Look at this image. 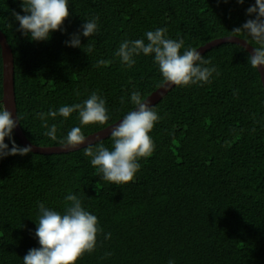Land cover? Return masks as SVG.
<instances>
[{"label":"trees","instance_id":"obj_1","mask_svg":"<svg viewBox=\"0 0 264 264\" xmlns=\"http://www.w3.org/2000/svg\"><path fill=\"white\" fill-rule=\"evenodd\" d=\"M254 3L68 0L67 31L32 41L18 31L13 15L24 14L21 0H0V29L14 56L17 115L25 136L37 146H60L73 127L87 137L116 123L135 108L133 91L146 99L164 84L153 55L135 57L131 68L121 63L115 52L122 41L147 43V31L166 28L168 38L199 48L232 36L233 28L253 18L246 9ZM94 17L98 33L81 35V47L67 46L71 34ZM239 38L256 46L247 33ZM89 44L94 47L87 54ZM249 54L236 42L213 46L202 55L219 75L214 72L210 83L174 85L152 106L160 116L150 133L156 148L139 160L133 182L101 179L84 155L88 145L0 160V264H23L28 250L39 247L38 204L63 212L69 194L98 217L104 234L111 233L110 239L99 235L95 250L76 264H264V85ZM99 60L111 63L97 66ZM93 92L106 101L108 124L83 126L73 112L48 118L49 127L57 126L56 141L45 135L37 113L83 103ZM13 138L23 146L14 131ZM99 143L113 146L110 136L92 145Z\"/></svg>","mask_w":264,"mask_h":264},{"label":"clouds","instance_id":"obj_2","mask_svg":"<svg viewBox=\"0 0 264 264\" xmlns=\"http://www.w3.org/2000/svg\"><path fill=\"white\" fill-rule=\"evenodd\" d=\"M220 0H218V3ZM227 3L228 0H223ZM243 4L245 0H236ZM23 15L13 11L19 22L18 31L32 41H46L53 31L66 32L65 21L71 16L68 0H21ZM250 17L242 26L232 29V37H239L243 33L255 42L248 61L253 69L264 65V0H255V3L246 9ZM99 17L86 20L81 30L71 34L65 44L70 47H81V35L91 37L98 33ZM144 38L121 42L115 56L121 63L131 68L135 65V57L143 54L153 55L154 63L158 65L166 85L184 87L198 83H210L214 72L219 75L210 59H205L201 52L194 47L185 48L183 39L175 40L167 37L166 28H157L145 33ZM94 45L89 44L87 54H90ZM183 52H181V50ZM109 60L97 61V66H108ZM131 103L135 110L128 112L123 119L111 128L110 137L112 148L103 143L95 146L88 143L84 148V155L91 157V165L97 169L101 179L120 185L133 182L136 173L140 170L141 158L151 157L156 145L150 133L160 120L158 113L150 106L151 102L145 99L139 91L131 93ZM124 98L121 97L123 102ZM0 107V160L8 156H25L32 152V146H20L13 138V131L20 123V116L13 118L12 111L6 103ZM78 112L80 124L105 125L109 122V113L106 101L98 93L93 92L83 103L71 106H61L58 111L49 110L37 113L43 126L47 129L45 135L51 140H57V126L50 127L48 118L55 119L58 115L64 118ZM8 138L11 147L5 142ZM86 142V136L81 127H73L66 138L59 140L65 149H75ZM67 206L63 212L38 204L39 215L34 236L38 239L39 247H33L23 256V264H76L85 253H92L97 246L98 236L103 234L110 239L111 233L104 234L98 217L82 206V201L74 194L65 197ZM106 253L105 256H110ZM169 264H174L170 260Z\"/></svg>","mask_w":264,"mask_h":264},{"label":"water","instance_id":"obj_3","mask_svg":"<svg viewBox=\"0 0 264 264\" xmlns=\"http://www.w3.org/2000/svg\"><path fill=\"white\" fill-rule=\"evenodd\" d=\"M223 42H236L243 45L250 53L253 50V46H251L246 40L239 37L227 36L223 38L214 39L203 46L197 48L201 54L209 50L215 45H218ZM0 44L2 47V57H3V98L2 102L6 103L7 107L12 111L13 118L15 119L17 116V105H16V97H15V87H14V56L12 49L7 41L5 34L0 29ZM259 72L262 77L263 85H264V65L259 67ZM174 85H166L165 83L161 85L156 91H154L151 95H149L146 99L150 100L151 107L157 103L159 100L165 96L170 89H172ZM135 110V108L133 109ZM123 118L118 120L116 123L107 126L106 128L93 133L86 137V142L84 144L79 145L75 149H65L62 145L60 146H51V147H43L34 145L30 140L25 136L20 123H18L17 127L14 129L16 137L20 140L23 146H32V151L36 153L43 154H52V153H63L74 151L85 147L88 143L93 144L97 141H100L104 138L110 136L111 128L118 124Z\"/></svg>","mask_w":264,"mask_h":264}]
</instances>
